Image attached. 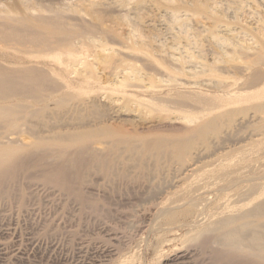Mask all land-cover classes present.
Masks as SVG:
<instances>
[{"label": "rangeland", "instance_id": "374dc122", "mask_svg": "<svg viewBox=\"0 0 264 264\" xmlns=\"http://www.w3.org/2000/svg\"><path fill=\"white\" fill-rule=\"evenodd\" d=\"M239 13L233 0H0V23L25 20L38 32L41 18L59 15L67 27L94 29L90 41L78 38L72 46L73 61L86 60L93 77L70 73L82 66L68 69L67 49L44 57L37 48L0 43V61L44 68L72 83L64 91L45 82L40 97L29 92L4 100L27 108L29 117L18 127L0 123V142L6 139L2 143L16 149L14 159L39 157L41 165L19 175L13 196L0 194V264H213L187 241L197 220L207 222L264 192V115L255 112L264 92L261 99L215 110L194 94L214 93L233 82L234 73H224L227 65L216 60L222 53L218 38L232 36L225 23ZM101 42L109 52L102 54ZM58 56L63 66L61 58L54 59ZM219 66L224 74L215 71ZM117 75L134 79L118 87ZM184 82L196 91L182 105L172 98ZM208 120L210 131L188 145L190 130ZM113 137L122 139L114 149ZM58 138L71 140L72 152L89 147L114 164L113 176L95 170L86 175V196L99 206L93 214L42 179L55 166L49 157L57 153ZM43 140L54 142L50 153L37 150ZM190 164L195 171H186ZM168 210L180 211L174 222L169 223Z\"/></svg>", "mask_w": 264, "mask_h": 264}, {"label": "bare ground", "instance_id": "6f19581e", "mask_svg": "<svg viewBox=\"0 0 264 264\" xmlns=\"http://www.w3.org/2000/svg\"><path fill=\"white\" fill-rule=\"evenodd\" d=\"M233 4H236V10L239 11L240 13L238 17L233 18L234 21H231L230 23H225V27L228 28V31L232 33V36L230 37L228 35H224L218 38L220 39L219 46H221L222 53H220L221 56L216 60V63L220 64L222 68H224V66L227 65L224 69V73L225 72L228 74L234 73L236 77L234 75L231 76L229 74L230 79L234 78L233 82L231 83L232 81L231 80L229 84L222 87V90L219 89V91L217 90V92H214V93H208V92L203 93L202 92L200 94V91L198 93L195 90L196 91L195 92L194 88L190 84H185L184 82V84L180 85L181 87L179 88L180 91H178L175 95H173V98H172L176 101H180L181 102L180 104H182V102L185 103L187 100H192L191 99L192 96H190L191 92H195L194 93L195 96H196V93L199 94L196 96L197 101L199 102L201 101L203 102V104L212 105V108H211L212 110L219 109L221 106H223L222 108L224 109V107L227 108L228 105H234L235 107V105H241V104L243 105L245 102L247 103L249 101H253V100L255 101L256 99L262 98L260 97V95L261 93L264 92V0H252V2L249 0H233ZM247 8L251 9L252 13H249L246 16L244 12L246 11ZM261 8H262V11L260 10ZM33 24L25 20H13L10 18H5V20H3L0 23V43L1 44H16L22 47L37 48L39 49L37 50V53L41 54L44 57L48 56V54L50 53L54 54L55 51L67 49L66 53L64 54H66V57H67L66 63H68L67 65L68 69L70 67L69 65H72L73 67L82 66L81 68H78V69H74V68L72 70L70 69V73L76 74L78 76H80L79 74H83L82 77H84L87 73V74H90L91 77H93L92 70H91L92 66H90L86 60L81 59L80 61L79 60H77L76 62L73 61V56H74L73 51L75 52V50H72V46H74L78 38L80 39L83 38L84 40H89V41L93 38L91 35L94 32L93 28L89 26H85V29L82 30L76 27H67L66 23L63 20H61V17L59 15H56L55 17H52V18H41L39 20V24H41V29L38 32L32 31L31 25ZM102 44L103 43L101 42V46L99 48L102 51V54H105V52H107L109 49L106 47L107 45L105 44L102 45ZM60 58L61 57L58 56L54 59L60 60ZM11 63L8 61H4V60L0 61V123H4L7 126L6 129L15 127V126L18 127L19 126L18 123L23 122L24 120H27V117L29 116L26 111L27 108L23 106H21L20 108L15 107V105L8 104L11 101H4V100L10 99V97H15V96L17 97L20 96L23 98L27 96V93L29 92H32L35 97H40V92L42 91V88L44 86L43 84H45V82L51 83L52 89L53 87H58L59 88L58 90H64V91L70 90L71 84H72L71 80H67L66 78H61V77H55L53 72L52 73L46 72L44 68H38L36 66L32 67V66H28L24 64L22 65L23 62L19 66L15 65L16 67H12ZM54 63L56 64V61H54ZM63 64L64 63L61 58V61H59V66H63ZM212 66L213 65H211L210 68H212ZM220 66H219V69L217 70L215 69V71H219V74L220 72L222 73V70H223L221 69L220 71V68H221ZM188 67L189 66H187V69ZM180 68L181 67H179V69ZM183 68L185 70V67ZM184 70L182 72L183 74H185ZM210 72L212 73V71ZM199 74L200 73L198 72V75ZM216 76H217V73H216ZM87 77H90V76H87ZM117 77L119 78V80L117 78L118 87L119 86L127 87L129 86L128 80L134 79V77L131 78V75L128 76V78L125 75L123 76L117 75ZM218 77L219 76H217L216 78ZM222 79L224 80L225 78L223 77ZM174 84L175 86L177 85L176 81ZM194 84H195L194 86H196V83ZM132 87H135V86L133 85ZM202 88H203V85H202ZM124 93H126V91L123 92V94ZM169 94H173V93H169ZM164 95H166L165 97H168V94H164ZM206 96H209V98ZM13 99L14 98H11V100ZM166 100L168 99H165V101L162 100V102L166 103ZM169 100H171V97ZM197 101H196V104H197ZM160 102L161 100L159 101V103ZM171 103L173 102L171 101ZM161 105L163 104H160V106ZM210 105H208L209 108H210ZM200 106L201 108L203 107L202 104ZM200 106L198 107L199 111H201ZM161 107L164 108V106H161ZM170 107L172 106L170 105ZM173 107L175 109V105ZM167 108L169 107L167 106ZM194 108H197V107L194 106ZM197 110L198 109H196L195 111L196 113L198 112ZM204 112L205 110H203L202 113ZM255 112L258 113V115L259 114L264 115V100H262L259 104L255 106ZM190 113L191 112H189V114ZM229 113L231 114L232 112H229ZM206 114L208 115V113ZM226 117H229V116H226ZM213 118H218V117H213ZM183 120H185V118ZM204 121H207V120H204ZM210 124L211 123H209V120H208L207 123L205 122L203 124H200L201 126L199 125L197 129L192 130V131L190 130V132L187 135V141L191 143H189L188 145L190 144H191L190 146L193 145L192 140L194 137H196V135L205 134L208 131H210V127H212ZM156 126L158 127V124ZM177 131H179V129ZM2 132H0V136L3 134ZM6 134H9V133H6ZM186 134L187 132L185 133V135ZM182 136H184V134ZM6 137H8V135H6ZM3 138H5V136ZM141 140H142V137H141ZM2 141L0 142V187H2L0 189L1 190L0 194L4 195V197L5 196L11 197L13 196V194H15V189H14L15 186L13 184L17 182L18 177H20L19 175L26 172L27 170L35 169L36 167H39L41 165V162L37 161L39 157L37 159H34L35 157L33 158L30 155L29 156L32 157L33 159H29L30 157L25 159V158H22L21 156H20L21 158L19 159H14L12 155L14 153L16 154V149L13 146L11 147L6 146L7 143L4 144L5 142L3 141L4 143H2ZM67 141L69 142V144H71V140H69L68 138H58L55 141L57 147L55 145L54 146L55 148H57L56 150L57 153L55 151L54 153L51 152V154L53 153L54 156H52L53 158L49 157V159H52V160L56 159L55 166L51 168V170H49L48 172L46 171V174L45 176L42 177V179L44 178L45 182L49 186L51 185V187L57 188L64 195L74 200L78 204V206H80V209L83 212H85L86 210L88 211L90 210L92 211V214H93V212L95 211L97 212V208L99 206L97 205V203H95V201L94 202L91 201L88 198V196H86L87 191H85L84 189L85 187L83 188V184L86 181V175L89 172L95 170V171H100L105 176L106 175L113 176L112 174L115 173L114 164L112 165L110 164L112 162H110V160H108L106 157L108 154L107 155L105 153L97 154L96 152H92L89 147L83 148L80 150L77 149V151L72 152L70 151L71 149L69 148V145H67L68 144ZM112 141H113V149L117 148V146L120 143L122 144L121 142L122 139L120 138L117 139L113 137ZM126 141L124 142L126 143ZM158 141L160 140L158 139ZM53 144L54 142H51L50 140H43L42 142L39 143L37 150H42V151L50 153V150L52 149ZM129 147L131 149L132 147H135V145L134 146L132 145V147L130 145ZM151 148L152 147L147 148V149L150 150ZM132 150L134 149L132 148ZM49 159H45V160H49ZM45 163H47V161ZM48 169H50V167ZM195 169H196L195 164H190L187 166L186 171L188 170L195 171ZM23 175H26V174H23ZM7 183H9L8 185L9 187L5 185ZM263 195H264V192H260L255 197H253L249 203L244 204L243 206H241L242 204H240L241 207L239 208H238L239 206L238 205L236 209H227L215 215H211L212 217L210 218L208 217L207 222H198L197 220V223L193 226L194 229L190 231L192 232L191 236L187 238V241L191 243L190 247H196V249L199 248L201 252L206 254V256L207 255L210 256V258L209 257L208 258L210 261H212L213 264H264V200L261 199ZM19 201H20V205L21 203L23 204V202H25L21 198ZM17 203H18V199H17ZM192 206L189 208H193ZM189 210H186V212L189 213ZM177 211L178 210L176 211L168 210L165 212L166 216L169 217L168 218L169 223L174 222L173 218L175 214L177 213ZM192 211H190V213ZM178 212L180 213V211ZM187 254H188V251L185 253H182L177 260L185 259Z\"/></svg>", "mask_w": 264, "mask_h": 264}]
</instances>
